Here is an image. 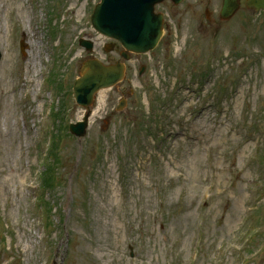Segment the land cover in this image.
Here are the masks:
<instances>
[{
	"label": "rangeland",
	"instance_id": "1",
	"mask_svg": "<svg viewBox=\"0 0 264 264\" xmlns=\"http://www.w3.org/2000/svg\"><path fill=\"white\" fill-rule=\"evenodd\" d=\"M97 2L0 0V264H264V12L164 1L162 38L129 54L78 139L43 105L80 119L81 63L118 59Z\"/></svg>",
	"mask_w": 264,
	"mask_h": 264
},
{
	"label": "water",
	"instance_id": "2",
	"mask_svg": "<svg viewBox=\"0 0 264 264\" xmlns=\"http://www.w3.org/2000/svg\"><path fill=\"white\" fill-rule=\"evenodd\" d=\"M161 1L100 0L94 7L91 24L100 34L118 41L123 47L121 58L128 59L130 52L143 53L157 43L161 35L162 15L154 12V6ZM172 1L179 3L181 0ZM247 5L264 9V0H249ZM237 6L238 0H223L222 16L232 14ZM83 44L90 49V43ZM123 71L120 61L110 65H104L98 59L84 61L80 77L73 85V96L78 105L87 109V113L81 121L70 125L71 133L79 138L84 136L96 92L114 86L122 79Z\"/></svg>",
	"mask_w": 264,
	"mask_h": 264
},
{
	"label": "bare ground",
	"instance_id": "3",
	"mask_svg": "<svg viewBox=\"0 0 264 264\" xmlns=\"http://www.w3.org/2000/svg\"><path fill=\"white\" fill-rule=\"evenodd\" d=\"M97 39V38H96ZM95 40V39H94ZM96 44H97V41H96ZM177 50H178V48H177ZM27 68V67H26ZM25 68V69H26ZM106 91H99L98 92V97H97V100H100V99H102L103 97H104V93H105ZM94 115V112L92 113V115H91V117ZM194 178H196L197 179V176H196V174L194 175ZM235 210H237V209H232V212H234ZM227 222L228 223H230L231 222V220L230 219H228L227 220Z\"/></svg>",
	"mask_w": 264,
	"mask_h": 264
}]
</instances>
